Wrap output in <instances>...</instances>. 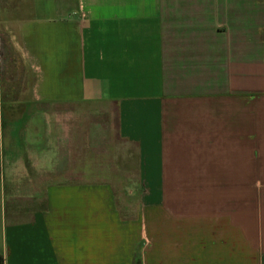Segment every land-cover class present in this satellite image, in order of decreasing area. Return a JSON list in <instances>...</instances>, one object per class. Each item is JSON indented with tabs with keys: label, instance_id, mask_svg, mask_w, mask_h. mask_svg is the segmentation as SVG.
<instances>
[{
	"label": "crops",
	"instance_id": "obj_1",
	"mask_svg": "<svg viewBox=\"0 0 264 264\" xmlns=\"http://www.w3.org/2000/svg\"><path fill=\"white\" fill-rule=\"evenodd\" d=\"M7 2L0 264H264V0Z\"/></svg>",
	"mask_w": 264,
	"mask_h": 264
},
{
	"label": "rangeland",
	"instance_id": "obj_2",
	"mask_svg": "<svg viewBox=\"0 0 264 264\" xmlns=\"http://www.w3.org/2000/svg\"><path fill=\"white\" fill-rule=\"evenodd\" d=\"M17 4H18L17 2H12V3L10 2L9 6L11 8H17ZM7 7H8L7 0H0V14L3 10H6ZM89 135H90V140H89L90 153H89L88 172L90 174L89 179L91 180V179H97V177H95L97 176L96 174L99 172V170L103 169L102 166L104 165V160L105 158H107L104 153L107 154L108 150L106 151V149L109 148L108 146L104 145L106 140L105 129L103 128V125H97L96 120H93L92 124L90 125ZM28 148L29 150L32 149L31 147ZM27 165H29L28 162Z\"/></svg>",
	"mask_w": 264,
	"mask_h": 264
},
{
	"label": "trees",
	"instance_id": "obj_3",
	"mask_svg": "<svg viewBox=\"0 0 264 264\" xmlns=\"http://www.w3.org/2000/svg\"><path fill=\"white\" fill-rule=\"evenodd\" d=\"M263 37H264V33H263V35H262Z\"/></svg>",
	"mask_w": 264,
	"mask_h": 264
}]
</instances>
